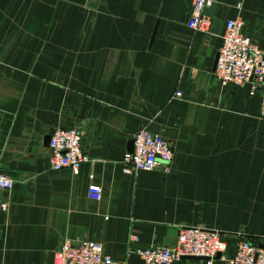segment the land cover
<instances>
[{
    "label": "crops",
    "instance_id": "0c3cea01",
    "mask_svg": "<svg viewBox=\"0 0 264 264\" xmlns=\"http://www.w3.org/2000/svg\"><path fill=\"white\" fill-rule=\"evenodd\" d=\"M0 0V264H46L66 241L94 240L126 264L178 230L218 231L226 264L242 238L264 245V119L251 84L221 86L225 21L264 49V0ZM156 29L154 37L152 33ZM181 91V96L175 95ZM76 127L88 160L50 169L48 137ZM140 127L173 147L171 171L123 172ZM102 187L99 200L86 195ZM135 234L137 242H130ZM54 264V261H53ZM172 264H202L184 257Z\"/></svg>",
    "mask_w": 264,
    "mask_h": 264
},
{
    "label": "built area",
    "instance_id": "2783aa9c",
    "mask_svg": "<svg viewBox=\"0 0 264 264\" xmlns=\"http://www.w3.org/2000/svg\"><path fill=\"white\" fill-rule=\"evenodd\" d=\"M210 0H192V13L188 26L203 28L207 19L201 10ZM214 73L221 86H238L248 82L251 84L249 94H261L260 117L264 119V49L260 47L245 28L240 18H228L222 43L218 49ZM181 91H176L177 97ZM133 149L126 151L122 157V168L125 173L144 170L150 171L162 166L164 172L171 171L170 162L173 147L161 134L140 127L132 135ZM264 145V141H263ZM48 158L50 169L58 171L68 167L74 173L88 156L82 148V136L76 127H58L50 133L48 142ZM13 180L0 171V191L10 190ZM102 187L90 183L86 195L90 199L99 200ZM0 209L6 211L8 202L0 195ZM129 241L137 242L135 234L129 235ZM225 250V243L218 231L200 226L180 227L172 245H151L137 248L143 264H172L184 257H196L202 264H213L217 254ZM226 264H264V245L250 239L242 238L235 244L233 254L225 257ZM54 264H126L114 259L104 252L102 244L94 240H83L73 244L64 242L54 254Z\"/></svg>",
    "mask_w": 264,
    "mask_h": 264
},
{
    "label": "water",
    "instance_id": "95a60500",
    "mask_svg": "<svg viewBox=\"0 0 264 264\" xmlns=\"http://www.w3.org/2000/svg\"><path fill=\"white\" fill-rule=\"evenodd\" d=\"M155 32H156V29H154L153 33H152V37H154L155 35ZM50 139V137H48V140ZM133 149V140H131L129 142V145H128V151H132ZM217 256H219V254H217ZM53 261H54V253L51 252L49 253L48 255V258H47V261H46V264H53Z\"/></svg>",
    "mask_w": 264,
    "mask_h": 264
}]
</instances>
